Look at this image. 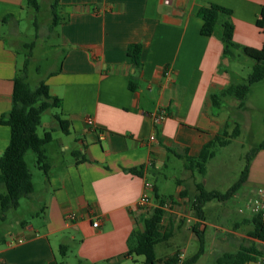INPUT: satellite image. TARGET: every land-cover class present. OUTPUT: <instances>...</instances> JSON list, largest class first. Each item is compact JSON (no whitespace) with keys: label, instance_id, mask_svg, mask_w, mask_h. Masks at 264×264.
Masks as SVG:
<instances>
[{"label":"crops","instance_id":"crops-1","mask_svg":"<svg viewBox=\"0 0 264 264\" xmlns=\"http://www.w3.org/2000/svg\"><path fill=\"white\" fill-rule=\"evenodd\" d=\"M28 2L0 0V120L12 109L15 78L27 59L29 67L33 59L32 55L23 62L19 52L35 49L39 41L38 36L31 44L19 42ZM209 4L232 11L237 44L263 47L264 34L256 21L264 0H60L62 23L42 32L44 42L57 39L53 47L61 54L60 65L42 81L52 96L62 100L55 122L45 128L66 139L54 138L47 145L51 172L49 179L43 174L41 187L37 188L30 169L35 192L26 201L33 204L37 219L30 223L19 218L8 225L5 216L0 223V264H67L69 258L78 264L136 261L127 256L128 240L140 228L143 211L138 204L147 184L152 187V206L157 207L155 189L167 200L166 228L176 229L191 211L188 221L202 223L203 231L211 226L224 230L227 236L220 240L223 247L217 250L215 264L243 247L262 253L246 264H264V242L250 236L254 216L243 208L256 190L264 189V151L252 160L246 183L232 199L208 203L202 220L192 207L201 185L207 191L217 190L207 189V167L204 175L199 174L206 180L202 184L197 172L187 170L186 157L197 158L217 135L227 129L230 133L233 122L222 112L228 100L242 109L234 98L224 99L221 109L211 102L212 95L233 85V78L223 55L222 27L213 37L201 34L203 20L198 14ZM132 44L143 47L140 71L128 56ZM134 76L139 77V87L132 91ZM161 111L167 118L156 122ZM57 117L67 122L68 134ZM87 118H93L94 128L87 125ZM10 140V127L0 124V156ZM178 162H183L185 174L174 179L178 191L168 198L160 194L156 181L167 180L169 166ZM142 168L141 175L131 172ZM214 209L220 218L231 212L241 218L232 229L215 226L205 221ZM96 220L99 228L93 226Z\"/></svg>","mask_w":264,"mask_h":264},{"label":"trees","instance_id":"trees-1","mask_svg":"<svg viewBox=\"0 0 264 264\" xmlns=\"http://www.w3.org/2000/svg\"><path fill=\"white\" fill-rule=\"evenodd\" d=\"M28 5L36 12L40 11L38 0H29ZM59 8L60 0H54L52 5V28L62 23ZM198 15L203 20L202 36L213 37L217 27L219 25L222 27L223 35L221 41L225 58L232 59L236 51H239L255 61L253 73L246 84L231 85L224 91L211 96V102L215 108L221 109L223 100L227 98L236 99L239 102V107L244 108L251 92V87L264 81V44L261 49L237 44L234 40L235 26L232 22V11L229 9L209 4L203 6ZM256 25L264 34V6L257 18ZM142 54L143 47L141 44L129 46L128 56L132 65L139 71L143 67ZM28 68L29 60L27 59L22 74L14 80L12 109L9 114L0 120V124L9 126L11 129L10 143L0 156V189L2 187L5 188V193L0 194V223L5 221V216L9 211L20 207L21 200L29 198L35 192L33 175L26 160L27 154L30 151L35 153L37 167L46 179H49L51 172V164L47 156L46 147L53 141L54 131H48L41 137L38 134V129L42 126L43 115L51 109H61L62 100L52 96L49 86L43 81L37 87H32L28 82ZM129 87L132 91L138 89V76L132 78ZM57 119L63 132L68 134L67 122L61 120L60 117H57ZM239 136V126L232 133H229L228 129L220 133L214 140L203 147L197 158L186 157L187 170L204 175L207 164L216 157V150L229 146ZM261 151H264V141L253 150L252 157L241 173L240 178L225 193L207 191L203 185L200 186L199 194L192 202V207L200 220L204 218V207L208 203L229 201L243 187L249 176L251 162ZM142 170L143 168L131 170V172L141 175ZM154 197L157 207L154 208L150 215L140 217V228L135 230L128 240L129 251L127 256L144 257L142 264H180V253L164 259L157 257L156 247L169 242L173 237V230L163 226L166 215L164 206L167 200L159 196L156 189ZM252 223L254 224V231L250 236L264 242V222L259 217L254 216ZM197 237L200 239L201 244L199 252L192 258L182 261L181 264H196L204 255V238L199 233H197ZM62 249L64 250L65 247L63 246ZM259 257H262V253L258 249L243 247L236 254H224L218 259L217 264H246L257 261ZM80 264L88 263L80 262Z\"/></svg>","mask_w":264,"mask_h":264},{"label":"rangeland","instance_id":"rangeland-1","mask_svg":"<svg viewBox=\"0 0 264 264\" xmlns=\"http://www.w3.org/2000/svg\"><path fill=\"white\" fill-rule=\"evenodd\" d=\"M38 2L40 5V13L36 12L28 5L23 19L20 22L19 31V42L22 44L36 42L39 36V41L35 49L31 50L29 48H24L19 52L20 60L23 62L33 55L28 71V82L32 87H37L50 71L56 70L59 67L60 62L58 63V61H60L59 59L61 57V54L55 52V48L53 47L57 39L52 37L49 41L46 39L44 42L43 40L45 38L42 37V34L48 30L52 24L51 0H38ZM31 12L34 15L33 18H30ZM228 62L229 66L227 70L233 78V85L246 84L253 73L255 61L245 56L243 53L236 51L234 58L229 59ZM230 101L231 100H228L226 102V106L222 112L233 122L230 133H232L236 127L234 123H237L240 136L234 139L229 146L216 150V157L207 164V173L205 176V179L208 180L207 189L217 190L222 193H225L238 181L237 179H239L240 172L247 166L248 161L252 157L253 150L264 141V81L251 87L246 106L241 110L235 108ZM58 112V109H51L43 115L42 126L38 129L39 136L43 137L46 132L50 131L49 128H45V125L53 124L55 122L54 116ZM53 136L56 140L59 138L63 140L66 139L61 132H56ZM55 146L56 145H53V147ZM26 160L29 168L35 174L34 181L37 188L41 187V184H43V182H41L43 173L37 168L35 153L30 151L27 154ZM37 174L40 175V180ZM184 174L183 162H178V165L171 164L166 171V175L169 178L167 180L159 179L156 181V185L160 189V194L168 198L175 196L178 191V185L174 179H181ZM195 174L197 178H201L198 173ZM205 179H200L202 180V184L205 183ZM4 193L5 188L2 187L0 189V194ZM249 203L250 201L244 203L245 207L243 205L244 211L246 212L245 214L247 215L249 214ZM153 210L154 207L142 210V216L150 215ZM33 211V204L26 201L25 198L21 200L20 208L11 210L6 214V224H14L19 218L26 219L31 223L37 219ZM186 215L185 218L182 217L180 219L176 229L175 226L173 228V234L177 235V239H170L169 245L163 243L156 247L157 257L161 258L164 255H170L185 250V252H182L186 254L184 260L192 258L199 252L201 247L200 239L197 237V233H199L204 238L205 252L199 259L198 264H215L216 254L218 253L217 250L222 246L220 245V240L223 236H227L226 233L224 230L218 232V229L212 226L204 228L206 231H203L202 223L188 221L192 219L191 211ZM221 216L223 218H220L219 213L214 209L211 213L206 215L205 221L215 226L220 225L221 227L232 229L234 223L241 218L239 217L240 215L234 214L233 212L227 213L225 216L221 214ZM163 226L167 227L166 224H163ZM244 232L246 233L247 229ZM57 249V255L60 258L59 246ZM135 260L134 262H129V264H142L144 262V257H135ZM67 264H78V262L69 258Z\"/></svg>","mask_w":264,"mask_h":264},{"label":"built area","instance_id":"built-area-1","mask_svg":"<svg viewBox=\"0 0 264 264\" xmlns=\"http://www.w3.org/2000/svg\"><path fill=\"white\" fill-rule=\"evenodd\" d=\"M166 118H167L166 113L164 111H161L155 116L154 119L156 122H162ZM87 125L90 126L91 128L95 127V122L93 118H87ZM151 141H156V138L151 137ZM146 186L148 191L145 194H143L138 204L141 210H146V209H150L151 207H154L151 204V200H150L151 194L149 192V190H151L152 187L150 184H147ZM248 209L253 216L259 217L264 222V189H258L253 193L250 203L248 205ZM72 218H74V216H72ZM93 226L94 228H99L100 220H96L93 223ZM185 257H186L185 253L180 254V264L182 263V261H184Z\"/></svg>","mask_w":264,"mask_h":264}]
</instances>
